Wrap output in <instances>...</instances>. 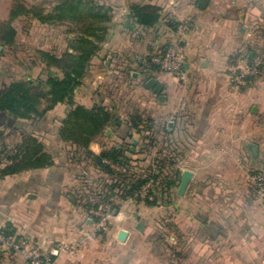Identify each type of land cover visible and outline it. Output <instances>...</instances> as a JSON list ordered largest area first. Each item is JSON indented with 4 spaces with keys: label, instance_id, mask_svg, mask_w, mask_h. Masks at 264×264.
Instances as JSON below:
<instances>
[{
    "label": "crops",
    "instance_id": "1",
    "mask_svg": "<svg viewBox=\"0 0 264 264\" xmlns=\"http://www.w3.org/2000/svg\"><path fill=\"white\" fill-rule=\"evenodd\" d=\"M98 1L113 8V19L75 101L115 112V105L131 103L139 111L149 107L157 141L183 143L180 171L192 170V181L184 196L177 195L176 187L166 205L147 203L142 190L135 197L119 196L113 201L116 212L103 230L98 228V222L85 217V206L75 202V187L83 183L79 170L86 162L91 178L103 174L84 154H78V164L72 162L75 147L58 138L50 122L65 115L68 106L61 103L43 121L24 120L55 164L0 177V228L12 225L35 242L75 246L46 264H264V202L249 177L254 165L264 164V0H209L204 8L199 0ZM146 3L163 8L153 27L129 19L131 5ZM170 18L188 24L178 37L190 77L186 83L149 64L156 50L177 38ZM256 64L258 73L246 78L253 84L232 83L233 71ZM151 77L164 86L163 101L145 86ZM13 80L0 79V85ZM189 112L195 115L190 123L184 115ZM176 116L181 119L173 120ZM169 121H174L172 131ZM14 127L6 117L0 145L18 139ZM125 129L110 126L106 135L121 142ZM107 137L93 141L90 151L99 154ZM253 144L258 146L255 162ZM167 211L170 219L161 225ZM120 229L128 231L125 241L118 239ZM0 264L31 263L22 253L0 249Z\"/></svg>",
    "mask_w": 264,
    "mask_h": 264
},
{
    "label": "trees",
    "instance_id": "2",
    "mask_svg": "<svg viewBox=\"0 0 264 264\" xmlns=\"http://www.w3.org/2000/svg\"><path fill=\"white\" fill-rule=\"evenodd\" d=\"M22 13L31 15L38 22L49 25L70 22L75 26L77 35L72 39L69 47L60 54L38 49L37 58L41 70L35 76L25 74L10 83L0 85V113H4L6 117L15 122V132L20 131L15 142H3L0 145V177L55 164L54 155L46 151L45 144L39 136L27 130L24 120L43 121L49 111L57 105L65 103L68 106L65 115L50 120L54 124L58 138L75 147V151L70 156L72 160L76 157L75 153L77 155L84 154L103 174L97 178H91L88 172L81 173V179L88 188V199L93 198L94 191L98 190L100 200L111 204L109 206L112 210L117 208L113 203V197L118 195L124 198L135 197L143 185L151 179L157 186L164 183L159 179L160 176L157 173L134 176L113 169L105 161L108 160L128 168V163L132 160L128 153L141 152L140 149L135 148L140 139L138 134L141 136V132L146 127L144 124L148 119L146 120L138 112L128 118H121L110 107L95 105L88 108L75 101L76 90L84 83L94 59L107 41L109 23L113 19V8L98 0H58L50 12H45L36 6L29 8L21 5L19 9L12 11L11 21L4 23L1 27V40L4 45L13 46L16 44L17 30L12 25V21ZM162 14L163 8L160 5L134 4L130 6L129 19L138 25L153 27L159 22ZM168 23L173 29L179 25L172 18L168 20ZM32 63L37 65V61L33 60ZM149 64L159 68L151 60H149ZM110 126L118 129L126 128V136L123 140L110 147L105 145L99 154L90 151V144L99 137L106 136V130ZM170 132L166 131V133ZM142 138L146 140L149 135H142ZM156 138L157 136L153 135L152 141H155ZM167 141L170 145L176 140L169 139ZM175 172L176 176L170 174L171 177L175 176V179H168L166 182L169 183V186L159 192L162 194L149 191L155 194L154 200H150L149 195L144 197V200L151 205H157L161 199L166 202L171 201L174 193L170 190V185L179 183L181 171L179 169ZM118 187L120 189H117ZM164 190L168 192L167 197H165ZM140 197L138 196L139 199ZM79 200L80 198L75 193V202H79ZM90 200L84 204L87 211L101 208L100 200L96 202L93 199ZM2 229L6 234L17 233L16 228L12 225Z\"/></svg>",
    "mask_w": 264,
    "mask_h": 264
},
{
    "label": "rangeland",
    "instance_id": "3",
    "mask_svg": "<svg viewBox=\"0 0 264 264\" xmlns=\"http://www.w3.org/2000/svg\"><path fill=\"white\" fill-rule=\"evenodd\" d=\"M58 0H0V33H1V27L4 23L11 21V16H8V12L19 9L21 5H25L29 8L36 6L39 9H43L45 12H50L53 10L55 5L57 4ZM179 23V22H178ZM12 24L16 27L17 35H16V44L13 46H5L2 41L0 40V79L5 80H11V79H17L19 77H23L26 75H32L35 76L39 70H41L40 63L37 58V50L38 49H44L49 50L51 52H54L56 54H60L63 51H65L69 45L71 44V41L73 38L76 37L75 32V26L71 24L70 22H65L61 24L56 25H49L45 23H40L36 19H34L31 15H25V14H19L13 21ZM182 24L181 22L179 25ZM178 25V26H179ZM177 26V28H178ZM175 29V32L177 30ZM1 36V34H0ZM245 58L247 57V54H244ZM37 61V65H33L32 61ZM153 63V62H152ZM154 64V63H153ZM160 69V68H159ZM161 70V69H160ZM162 71V70H161ZM239 72L233 71L231 74L234 76ZM190 77L188 78L189 81ZM187 81V82H188ZM252 80H243L238 85H251L250 83ZM182 82V81H181ZM186 83V82H184ZM102 91L103 89L100 88ZM133 102V101H132ZM124 104V105H118L120 108H118L117 105H115L114 109L116 110V114L119 115L121 118L125 117L128 118L133 113L140 112V114L143 115L144 118H146L147 122L144 124L146 127L141 132V136H139L138 146H136L135 149H140V153H128L130 157H132V160L128 163V168H125V171H122L123 173L127 172L130 175L139 176L140 174L143 175H151V174H159V179L161 181H164V183H161V185L157 186L154 180L152 179L153 186H148L146 183L142 187V192L139 193L142 195V197H146L147 195L152 196V198H149L150 200H154L155 194L150 193L149 191H154L156 194H162L159 193L162 191V189H166L168 187L169 183L166 182L168 179L173 178L175 179V171L179 170L181 167V164L183 163V148L184 145L182 142H175L172 144H168L166 138H162V140L157 141L158 138L155 139V141H152V136L156 135V128L154 127V124L156 125V119L154 116H152V112L149 111V107L142 108L140 111L139 109L135 110L131 105ZM132 108H130V106ZM64 107V106H63ZM61 110V109H60ZM59 110V111H60ZM120 110H123L122 112ZM64 112V111H63ZM121 112V113H119ZM62 113V110L59 112ZM184 115L190 117L188 118L189 123L190 120L195 118V115L191 112ZM184 115L183 118H184ZM154 117V118H153ZM150 118V119H149ZM173 120L179 121L181 119V116H176L175 118H172ZM153 126V127H151ZM155 128V129H154ZM53 135V132H51ZM111 134V133H109ZM142 135H149V138H146V140H143ZM107 137L104 136V138ZM111 137H107L108 143L106 144L108 147L115 143H119L116 140H109ZM76 157L72 160L76 164H78L79 155L75 153ZM71 156V155H70ZM139 157V158H138ZM85 161H87L86 157L84 158ZM182 162V163H181ZM87 164V162H86ZM80 165V172L81 173H87V165ZM121 166L120 164H118ZM264 168V164H261L259 166H253L250 171H253L255 169ZM117 170V169H116ZM170 174H174L175 176H172ZM172 181V180H170ZM180 181V180H179ZM151 183V184H152ZM179 186L178 184L170 185V190L175 193V188ZM253 191L262 198V196L256 191V189L252 186ZM77 189L76 195L80 198L79 203L81 206H84V204H87L90 199H93L94 202L100 200V194L98 190H95L93 193V198L88 199V188L84 183H80L76 185L75 187ZM117 189H120L119 187ZM116 189V190H117ZM119 191V190H117ZM165 191V190H164ZM120 193V191H119ZM167 194L168 192L165 191L164 194ZM95 199V200H94ZM115 201L119 200V195L112 198ZM92 201V202H93ZM99 203L101 208L100 209H91L88 212V215L85 214V217H88L93 221L94 223H99L101 221V218L103 217V214L109 213L110 216L116 212L115 209L111 210V206L109 204H106L102 200ZM262 201L264 202V199L262 198ZM171 202V201H169ZM164 204L166 205V200L163 199L159 200L158 205ZM109 216V217H110ZM109 217H107L106 221H109ZM160 223L163 225V222L170 219V216L168 215V211L165 212L160 217ZM180 219V218H178ZM86 224V221H85ZM106 226V225H105ZM172 227H169V230H171ZM103 230V228H102ZM164 230V229H163ZM57 242H54L53 244H56ZM183 249L184 247L181 246ZM212 260V259H209Z\"/></svg>",
    "mask_w": 264,
    "mask_h": 264
},
{
    "label": "built area",
    "instance_id": "4",
    "mask_svg": "<svg viewBox=\"0 0 264 264\" xmlns=\"http://www.w3.org/2000/svg\"><path fill=\"white\" fill-rule=\"evenodd\" d=\"M188 29L187 23H182L176 30L177 38L172 40L170 44L156 50L151 61L157 65L162 71L172 74L182 82H187L189 74L185 69V61L181 50L179 36L185 33ZM258 73V65L249 66L239 73L232 76L233 84H239L249 76ZM113 169L125 171L123 166L116 163L108 162ZM250 182L256 191L264 199V168L255 169L249 173ZM148 186H153L152 179L147 182ZM152 183V184H151ZM149 198L152 196L149 195ZM110 214H103L101 221L98 223V228H103L106 224L107 217ZM73 244L68 241H58L56 244H46L35 242L28 236L21 233L6 234L0 228V249H8L14 252L24 254L31 264H46L52 262L56 257L64 252L74 250Z\"/></svg>",
    "mask_w": 264,
    "mask_h": 264
},
{
    "label": "water",
    "instance_id": "5",
    "mask_svg": "<svg viewBox=\"0 0 264 264\" xmlns=\"http://www.w3.org/2000/svg\"><path fill=\"white\" fill-rule=\"evenodd\" d=\"M208 1L209 0H199V6L202 8L206 7ZM145 86L147 88L153 89L156 93H158L160 95L161 101L165 99V95L163 94L164 86L161 83H159L156 78L151 77L150 79H148ZM5 122H6V115L4 113H0V125L4 124ZM173 125H174V121L168 122L169 129H171ZM108 133H111L110 129H108ZM249 148H250V156L255 162V160L257 159V155H258V146L256 144H253V145H250ZM193 176H194V172L190 169H184L181 172L179 186L177 189L178 196L185 195L186 190L189 184L191 183ZM127 236H128V231L125 229H120L118 233V239L120 241H125Z\"/></svg>",
    "mask_w": 264,
    "mask_h": 264
}]
</instances>
